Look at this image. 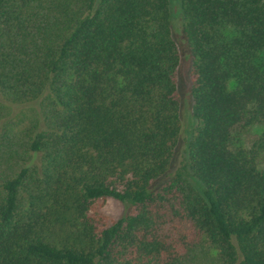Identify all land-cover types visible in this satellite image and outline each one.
Here are the masks:
<instances>
[{"label":"trees","instance_id":"16d2710c","mask_svg":"<svg viewBox=\"0 0 264 264\" xmlns=\"http://www.w3.org/2000/svg\"><path fill=\"white\" fill-rule=\"evenodd\" d=\"M0 264H264V0H0Z\"/></svg>","mask_w":264,"mask_h":264},{"label":"rangeland","instance_id":"374dc122","mask_svg":"<svg viewBox=\"0 0 264 264\" xmlns=\"http://www.w3.org/2000/svg\"><path fill=\"white\" fill-rule=\"evenodd\" d=\"M173 2L176 6H178L179 0H173ZM174 37L176 41H178L175 32H174ZM178 38L180 41L181 51H182L181 61L177 72L178 92L182 106L181 120L183 119V123H184L183 135L181 139V144L179 146V151L182 152L184 150L186 143L188 142L187 139L192 128L191 124L195 123V127H196L198 123V119L194 114V108H193L194 99L191 91L192 58L186 44L184 43L180 35L178 36ZM23 108H24L23 106L15 108L13 115L15 122H18L22 117V113L23 111H25V109ZM192 133L189 137V145L192 139V135H193ZM93 211L102 214L105 217L107 224L109 225L112 222L116 221L117 219L123 217L129 211V208L125 203L115 198L107 197V198L98 199L94 204Z\"/></svg>","mask_w":264,"mask_h":264}]
</instances>
